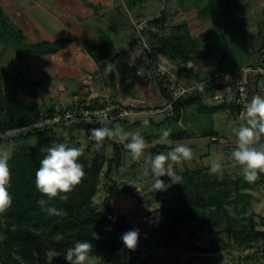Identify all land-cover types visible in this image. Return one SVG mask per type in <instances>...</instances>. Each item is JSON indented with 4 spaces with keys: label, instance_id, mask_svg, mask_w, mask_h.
Listing matches in <instances>:
<instances>
[{
    "label": "rangeland",
    "instance_id": "obj_1",
    "mask_svg": "<svg viewBox=\"0 0 264 264\" xmlns=\"http://www.w3.org/2000/svg\"><path fill=\"white\" fill-rule=\"evenodd\" d=\"M48 1L50 2L51 0ZM234 1L235 3L243 2V0H228L225 7H218L214 14L206 13L210 5L205 4L199 8L202 11L205 10V12L201 11L198 18L199 21L202 20V24L199 26L201 31L195 39L197 53L187 67L181 63H179L178 67H174L178 73L179 80L183 84L191 86L213 76L220 88L213 93L205 95L202 102L186 108L179 121L167 122L168 116L161 115L152 119L148 118L150 121L148 126L141 124L143 121V118H141L127 121L124 127L126 131L140 132L147 142L146 149L149 150L145 151L144 157L136 161L131 158L130 153L126 154L121 168L114 169L111 180L120 187H130L136 196L120 195L111 202V205L118 215H124L129 224L138 230L150 233L152 230L147 218L149 214L157 209L174 207L178 204L176 184H171L168 177L165 176L160 179L167 184H171V186L166 191L155 192L152 187V177L142 175L143 169L148 167L146 161H149L155 154L166 153L178 143L191 147L193 158L179 165L173 162L174 169L178 170L179 173H184L188 170H200L202 173L199 181L202 184L214 183L217 180L219 182L225 180L230 182L232 185L230 188L232 196L226 206L231 215H237L238 210L235 209L237 194L234 192V182L243 175L239 166L229 160L228 157L236 146V130L246 123V117H240L239 111H233L229 106L219 109L221 104L229 103L227 100L230 97V90L228 89L227 74L230 71H238L251 59L248 34H245L246 31L241 21L235 15H232L234 10L227 8L229 5L235 4ZM117 2L122 6L121 15L126 23L132 17H145V15L154 14V12L158 13L163 9L173 16L174 11H178L180 8V6L173 7V5L168 4L170 3L169 1L163 3L151 0L149 11L146 9L145 13L144 9L134 7L131 0H117ZM12 4L31 8L33 3L31 0H0V8L3 10L7 20L11 25H15L7 9V6ZM181 4V9L188 16L189 8L187 3L183 2ZM224 10H227L226 14L221 15ZM41 17L47 20V17L42 14ZM143 35L145 37L144 32ZM33 37L35 38L36 36L33 35ZM136 37L139 42L140 38H138L137 32ZM145 39L150 45H152L153 41L155 42L154 39L149 37H145ZM115 40L117 48L120 47V44L121 46L124 44V41L118 36L115 37ZM25 42L32 44L30 37L26 35ZM38 42H40V38H38ZM128 53L125 56L127 62H125L124 67L133 65L135 61L139 63L135 57L136 52L130 50ZM37 57L29 51L19 50L7 38L0 36V76L3 86L6 89L13 87L16 91L21 90L29 99L37 100L42 113L48 112L53 105L56 106V109L66 108L71 102L69 100L58 101V95H54L55 90L52 89L53 85L60 81L51 79L50 76L42 77L40 73L38 75V72L34 70L38 64ZM137 65H145V67H141L145 70V74H150L151 77L155 78L156 73L153 75L151 70L146 68L147 66L150 67L149 65L146 63ZM187 72L193 74V77L188 78L185 74ZM116 76L127 84L133 81V74L129 73L127 69L125 73L119 72ZM161 86H159L160 91H164L165 86ZM199 86L200 84L198 88ZM82 101L92 106L95 104L84 99ZM154 106L156 105H151V107ZM143 107H149V104H145ZM81 127V124L76 126H56L47 133L34 134L28 138H25L27 133L8 132L0 137V155H7L11 159L17 151L28 147L36 148L45 155L48 147L58 143H65L68 146L80 148L82 153L90 160L100 154L102 159H105L106 164L101 177L99 191L94 198V205L99 211H102L108 196V187L112 184V181L105 176L108 162L115 157V144L126 148V142L116 138H106L103 146L97 149L94 147L96 141L90 139V130L97 128L98 125H92L87 129ZM99 127H109V124H99ZM163 129H171V135L166 143H161L160 141ZM161 145H165L166 148H158V150L154 151L156 147H161ZM213 161H219L224 164L223 178H219L209 171ZM245 192L251 195V205L247 208L248 215L254 216L259 225V230L264 231V227L261 226L264 221V183L255 185L252 189ZM204 193L210 194L211 191L206 189ZM189 197H186L185 200L189 199ZM240 204L241 202H239ZM215 229L217 228L209 227L207 232L201 234L199 236L200 239L194 240L192 244L187 243L189 237L186 234L182 235L181 242L185 246L172 251H166L147 238L145 240L147 243L143 248L132 251L122 246L114 256L108 259L99 258L98 264H264V242L253 246H233L228 251L221 253L199 252L196 247H208L215 238ZM224 236L227 239V235L224 234ZM4 239L5 234L0 230V241ZM42 243L36 245L34 240H30L16 246V250L20 254L15 257L20 259L22 263L43 264L40 263V260L45 261V257L42 256V250H40V247L43 246ZM49 257L48 262H51L53 253L50 252Z\"/></svg>",
    "mask_w": 264,
    "mask_h": 264
},
{
    "label": "trees",
    "instance_id": "obj_2",
    "mask_svg": "<svg viewBox=\"0 0 264 264\" xmlns=\"http://www.w3.org/2000/svg\"><path fill=\"white\" fill-rule=\"evenodd\" d=\"M211 7L213 10L215 9V5L212 4L207 8L206 13L213 12ZM0 36L7 38L19 50L29 51L36 56L56 54L74 41V39L61 38L53 42L40 41L35 44H28L25 42L24 32L16 25L9 23L1 8ZM152 39L155 42L153 41L152 45H149L157 54L166 56L172 62L184 64L185 67L192 62L197 53L196 40L188 33L179 34L178 37L156 34L153 35ZM80 40L84 49L97 63L108 60L115 54L114 46L110 40H104L98 45L87 37ZM154 79L158 80L160 86H165L163 92L166 102L163 104H166L172 100L168 91V81L157 73ZM219 88L220 86L216 84L214 78L202 83L189 97L180 99L173 104L174 115L167 117V122L179 121L186 108L202 102L205 95L213 93ZM124 106L133 110L145 108L126 104ZM226 106H229L233 111H240L232 103L221 104L219 109L226 108ZM52 109L51 106L49 110L52 111ZM29 122L30 120L26 119L24 124L20 126H16L15 121L10 125L0 126V137L22 128ZM116 123L124 127L127 121L112 122L109 123V127ZM51 129L30 131L25 135V138L34 134L47 133ZM158 148L166 147L161 145V147H156L154 151ZM114 152L115 157L108 162V169L105 174L108 180H111L114 169L121 168L126 154L129 153L126 148L117 144H115ZM43 157L42 152L36 148L28 147L17 151L8 161L11 171L9 192L13 198V204L6 213L0 215V230L5 234V239L0 241V263L26 264L15 257L20 254L16 250V246L30 240H34L36 245L43 242L40 250H42L45 261L39 259L40 263L43 264H68L64 259L66 250L72 247L77 240H89L93 245L94 253L99 258L108 259L114 256L122 246L125 247L121 240L122 235L130 230L138 229L132 227L124 215H118L111 202L120 195L136 196L134 191L128 186L120 187L111 180L112 184L108 187L104 209L99 211L94 205V198L99 191L106 162L100 154L90 160L83 153L79 161L82 163L85 172L83 180L72 193L68 194V200L55 201V206L64 209L66 215L63 217L48 216L41 211L37 204L39 199H47V197L42 196L35 186V173ZM201 173L200 170H188L179 173L182 180L180 185L176 184L178 204L174 207L157 209L149 214L147 218L152 231L149 233L138 230L140 237L135 250L143 248L147 243L145 240L149 238L157 246L166 251H172L185 246L181 242L182 235L186 234L189 237L187 243L192 244L194 240H199V236L207 232L209 227L217 228L214 231L215 238L208 247H196L201 253H221L228 251L233 246H253L264 242V231L259 230V225L254 216L248 215L247 208L251 205V195L245 192L255 185L264 183V174H260L259 178L252 183L246 182L243 176L234 182V192L237 194L235 209L238 212L237 215H231L226 206L232 196L231 183L227 180L222 182L217 180L214 183L202 184L199 181ZM206 189L210 190L211 193H204ZM188 196H190L189 199L185 200ZM239 202L243 206L239 205ZM139 204L141 205L140 200ZM261 226L264 227V221ZM93 233L97 234L99 238L94 239ZM224 234L227 235V239ZM50 252L53 253V260L48 262Z\"/></svg>",
    "mask_w": 264,
    "mask_h": 264
},
{
    "label": "crops",
    "instance_id": "obj_3",
    "mask_svg": "<svg viewBox=\"0 0 264 264\" xmlns=\"http://www.w3.org/2000/svg\"><path fill=\"white\" fill-rule=\"evenodd\" d=\"M152 1L163 3L169 1L168 4L173 7L180 6V8L174 11L173 16L163 9L145 17H132V21L127 23L122 18V6L117 0H51L50 2L31 0L33 3L31 8L12 4L8 5L7 9L14 24L27 37H30L32 44L38 43V38L40 41L49 42L61 38L74 39L58 53L38 56L36 59L38 64L34 70L38 72V75L40 73L42 77L50 76L51 79L60 81L52 87L55 90L54 95H58V101L72 102V99L78 96L81 100L95 103L94 105L107 100H117L128 106H143L145 104L160 105L165 103L166 99L163 91H160L158 81L154 80L150 74H145V70L141 68L145 65L138 66L139 63L135 61L133 65L124 67L128 52L130 50L136 52L140 48L136 39L135 25L143 30L142 34L144 32L146 38H152L156 34L178 37L179 34L188 33L196 39L201 31L199 26L202 24V20H198L199 13L202 11L199 8L205 4L208 6L214 4L215 9L212 12L214 14L218 7H225L228 2V0ZM131 2L134 7L144 9L145 13L151 6V0H131ZM183 2L188 5V16L181 9ZM236 3L227 8L234 10L232 15L241 21L245 34H248L251 59L244 66L252 65L257 62V53L264 43V0H243L242 3ZM226 12L227 10L222 11L221 15ZM41 14L47 17V20L43 19ZM33 35L36 37L34 38ZM116 36L124 41L119 48L115 45ZM84 37L90 38L97 45L104 40H110L114 46V56L108 61L97 63L83 47L80 39ZM170 62L173 67L179 65V63ZM108 64L111 67L106 70ZM146 68L150 69L153 75L156 73L151 66ZM126 69L133 74V81L130 84L116 76L119 72L125 73ZM235 71L227 74L230 90V97L227 100L229 103L235 88V77L232 75ZM185 74L188 78L193 77V74L189 72ZM212 78L214 77L211 76L191 86L201 85Z\"/></svg>",
    "mask_w": 264,
    "mask_h": 264
},
{
    "label": "clouds",
    "instance_id": "obj_4",
    "mask_svg": "<svg viewBox=\"0 0 264 264\" xmlns=\"http://www.w3.org/2000/svg\"><path fill=\"white\" fill-rule=\"evenodd\" d=\"M111 65L106 66V70ZM246 123L236 130V146L231 151L229 160L239 166L243 179L246 182H255L260 174H264V95H254L245 105ZM142 123L148 126L147 117L151 113L144 114ZM171 129H163L160 137L161 143L168 142ZM119 139L125 143L131 158L136 161L145 156L147 142L140 132L126 131L124 127L116 123L112 127H97L90 130V139L96 141L94 147L99 149L105 139ZM83 153L78 147H71L65 143L53 144L48 147L39 167L35 173V186L37 191L47 199L37 201L42 212L48 216L63 217L66 212L55 206V201H66L70 193L81 183L85 176L84 168L80 163ZM193 158L191 147L178 143L174 148L155 154L149 161L148 167L143 169L142 175L152 177V187L157 191H166L171 184H179L182 176L174 169L173 162L179 165ZM9 157L0 155V215L6 213L13 204V198L9 192L11 184V171ZM225 166L222 162L213 161L209 171L223 178ZM168 177L171 184L165 183L161 177ZM92 237L98 239L93 233ZM140 233L138 230H130L121 237L126 249L134 251L137 248ZM64 259L68 264H98L99 257L93 251V245L89 240H77L72 247L66 250Z\"/></svg>",
    "mask_w": 264,
    "mask_h": 264
},
{
    "label": "built area",
    "instance_id": "obj_5",
    "mask_svg": "<svg viewBox=\"0 0 264 264\" xmlns=\"http://www.w3.org/2000/svg\"><path fill=\"white\" fill-rule=\"evenodd\" d=\"M136 26L140 48L136 51L135 57L139 63H146L151 66L155 72L166 78L168 81L171 99L166 104L154 107H145L140 110L128 109L120 101L107 100L102 105H89L82 101L78 96L74 97L69 106L62 109L52 107V111L46 113L40 112L36 119H30V122L22 128L13 132L28 133L30 131H39L54 128L62 125H99L109 124L117 121H131L133 119H145V113H151L150 117L174 115V103L180 99L189 97L198 86H188L183 84L178 77L177 71L171 65L170 60L161 54H157L146 41L141 29ZM257 62L240 68L232 73L235 77V88L230 103L234 104L240 111L239 116L244 117L245 105L254 95H264V43L257 53ZM19 101H27L29 98L21 90L16 91Z\"/></svg>",
    "mask_w": 264,
    "mask_h": 264
},
{
    "label": "water",
    "instance_id": "obj_6",
    "mask_svg": "<svg viewBox=\"0 0 264 264\" xmlns=\"http://www.w3.org/2000/svg\"><path fill=\"white\" fill-rule=\"evenodd\" d=\"M0 111H4V116L0 120V126L10 125L13 116L16 117V126H20L24 124L26 119L38 118L41 107L39 102L35 99H29L23 102L18 101L14 90H12L9 95H6L4 93L2 80L0 79ZM81 126V128L87 129L90 127V124Z\"/></svg>",
    "mask_w": 264,
    "mask_h": 264
},
{
    "label": "flooded vegetation",
    "instance_id": "obj_7",
    "mask_svg": "<svg viewBox=\"0 0 264 264\" xmlns=\"http://www.w3.org/2000/svg\"><path fill=\"white\" fill-rule=\"evenodd\" d=\"M3 88H4V93H5L6 95H9L10 92H11L12 90H14V91L16 92V90H15L13 87L10 88V89H6V88L3 86ZM17 100H18V99H17ZM18 101H19V100H18ZM3 116H4V111H0V120L3 118ZM15 119H16L15 116H13V117L11 118V124H12L13 121H15Z\"/></svg>",
    "mask_w": 264,
    "mask_h": 264
}]
</instances>
